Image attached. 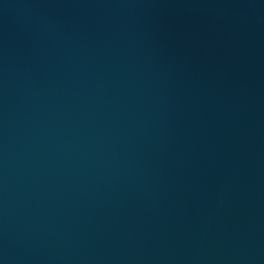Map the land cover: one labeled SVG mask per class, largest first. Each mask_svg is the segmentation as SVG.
Wrapping results in <instances>:
<instances>
[{
  "label": "water",
  "instance_id": "obj_1",
  "mask_svg": "<svg viewBox=\"0 0 264 264\" xmlns=\"http://www.w3.org/2000/svg\"><path fill=\"white\" fill-rule=\"evenodd\" d=\"M0 264H264V0H0Z\"/></svg>",
  "mask_w": 264,
  "mask_h": 264
}]
</instances>
